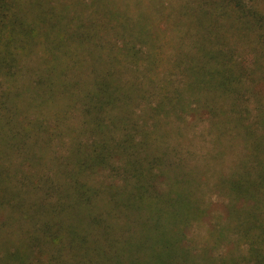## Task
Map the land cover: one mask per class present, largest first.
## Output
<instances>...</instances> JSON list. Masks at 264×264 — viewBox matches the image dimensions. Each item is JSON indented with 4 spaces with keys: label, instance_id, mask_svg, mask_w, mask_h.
I'll use <instances>...</instances> for the list:
<instances>
[{
    "label": "trees",
    "instance_id": "obj_1",
    "mask_svg": "<svg viewBox=\"0 0 264 264\" xmlns=\"http://www.w3.org/2000/svg\"><path fill=\"white\" fill-rule=\"evenodd\" d=\"M58 1L0 0V213L24 228L17 264H264V56L218 38L205 54H140ZM166 117H215L242 145L235 171L212 174L229 221L206 247L189 232L211 220L197 194L210 168L170 157Z\"/></svg>",
    "mask_w": 264,
    "mask_h": 264
},
{
    "label": "rangeland",
    "instance_id": "obj_2",
    "mask_svg": "<svg viewBox=\"0 0 264 264\" xmlns=\"http://www.w3.org/2000/svg\"><path fill=\"white\" fill-rule=\"evenodd\" d=\"M59 0L65 2L76 12V4L81 3L78 14L86 22L98 23L94 39L110 38L122 47L124 41L135 44L134 51L155 53L169 56H194L205 54L212 49L209 40L218 38L228 47H222L234 57L254 61L264 56V0ZM237 3L240 7H238ZM252 13L255 17L247 18L241 14ZM78 16V15H76ZM262 24L263 27H249L246 22ZM124 25V26H121ZM217 26V28L215 27ZM212 26H214V29ZM258 29L254 31V29ZM215 32V34H214ZM215 36V37H214ZM100 53H120L117 48L97 50ZM229 104V103H228ZM141 104L140 108H145ZM139 111V110H138ZM213 119L215 117H166L163 122L168 137L164 149L170 151V157L195 171L208 166L206 182L200 183L198 196L208 207L211 220L194 221L190 238L199 245L209 246L211 231L218 222L228 223L224 206L228 203L226 194L216 189L212 174L220 171L230 175L235 171L241 157L242 145L238 151L231 147L228 140L220 139ZM232 144V143H231ZM172 151L171 153V150ZM238 156V158H237ZM243 156V155H242ZM197 167V168H195ZM207 183V185H206ZM195 187L196 184L192 183ZM202 204V205H203ZM219 217V218H218ZM5 216L0 213V264H17L15 252L20 249L19 240L23 236L16 224H5ZM20 228V229H19ZM235 238V237H234ZM229 244L218 246L220 252H227ZM51 252V249L49 248ZM11 261V260H14ZM37 261H33L35 263Z\"/></svg>",
    "mask_w": 264,
    "mask_h": 264
}]
</instances>
